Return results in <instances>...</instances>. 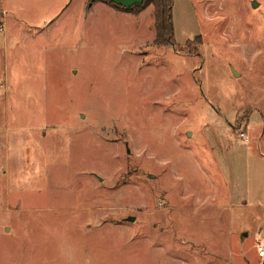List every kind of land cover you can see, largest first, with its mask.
Here are the masks:
<instances>
[{"label": "rangeland", "instance_id": "1", "mask_svg": "<svg viewBox=\"0 0 264 264\" xmlns=\"http://www.w3.org/2000/svg\"><path fill=\"white\" fill-rule=\"evenodd\" d=\"M172 11L0 0V264H264V0Z\"/></svg>", "mask_w": 264, "mask_h": 264}, {"label": "trees", "instance_id": "2", "mask_svg": "<svg viewBox=\"0 0 264 264\" xmlns=\"http://www.w3.org/2000/svg\"><path fill=\"white\" fill-rule=\"evenodd\" d=\"M102 4L119 12L138 16L150 6L153 7L155 44L158 46H171L174 38L173 28V0H141L130 6L115 3L112 0H100Z\"/></svg>", "mask_w": 264, "mask_h": 264}, {"label": "built area", "instance_id": "3", "mask_svg": "<svg viewBox=\"0 0 264 264\" xmlns=\"http://www.w3.org/2000/svg\"><path fill=\"white\" fill-rule=\"evenodd\" d=\"M242 137H245V136L242 135ZM257 255L259 258L264 259V243H260L257 246Z\"/></svg>", "mask_w": 264, "mask_h": 264}, {"label": "crops", "instance_id": "4", "mask_svg": "<svg viewBox=\"0 0 264 264\" xmlns=\"http://www.w3.org/2000/svg\"><path fill=\"white\" fill-rule=\"evenodd\" d=\"M124 2H133V3H139L141 0H123ZM131 3V5L133 4ZM120 4V3H119Z\"/></svg>", "mask_w": 264, "mask_h": 264}, {"label": "water", "instance_id": "5", "mask_svg": "<svg viewBox=\"0 0 264 264\" xmlns=\"http://www.w3.org/2000/svg\"><path fill=\"white\" fill-rule=\"evenodd\" d=\"M257 4V2H253V6H255ZM130 221H133L132 218L129 219Z\"/></svg>", "mask_w": 264, "mask_h": 264}]
</instances>
